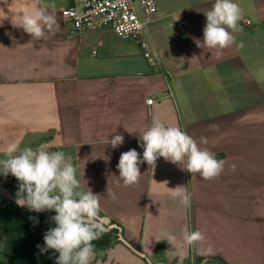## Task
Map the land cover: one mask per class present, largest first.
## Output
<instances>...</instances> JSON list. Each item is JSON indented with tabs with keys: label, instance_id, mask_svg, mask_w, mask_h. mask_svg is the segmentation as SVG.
I'll list each match as a JSON object with an SVG mask.
<instances>
[{
	"label": "crops",
	"instance_id": "obj_1",
	"mask_svg": "<svg viewBox=\"0 0 264 264\" xmlns=\"http://www.w3.org/2000/svg\"><path fill=\"white\" fill-rule=\"evenodd\" d=\"M156 2L147 60L136 40L108 28L67 35L71 0H0V158L12 142L71 158L81 188L100 196L101 219L122 229L92 264H264V0H234L252 25L241 20L235 43L222 50L195 43L215 0ZM36 7L59 23L42 40L11 23ZM154 121L220 155L223 172L204 180L161 157L155 168L140 164L138 183L125 186L120 155L135 149L142 159L140 133ZM115 135L124 143L113 149ZM177 186L190 206L171 197ZM197 230L205 239L188 244L184 233ZM165 233L175 235L172 245Z\"/></svg>",
	"mask_w": 264,
	"mask_h": 264
},
{
	"label": "clouds",
	"instance_id": "obj_2",
	"mask_svg": "<svg viewBox=\"0 0 264 264\" xmlns=\"http://www.w3.org/2000/svg\"><path fill=\"white\" fill-rule=\"evenodd\" d=\"M205 15L207 22L203 29V41H195L198 47L222 50L235 43L233 33L242 30L239 26L242 10L234 0H215ZM11 23L37 40L45 39L46 32L59 29L56 15L46 7L18 14ZM240 47H243L242 42ZM140 140L144 149L142 159L140 153L130 149L121 153L117 164L119 177L125 186L138 183L140 164L146 162L155 168L156 161L161 157L192 174H199L204 180L215 179L224 170V160L201 148L196 139L178 126L154 121L140 133ZM200 142L206 144L207 138L201 137ZM123 143L122 135H115L108 141L113 149ZM232 168L235 170V165ZM76 173L77 168L63 151L31 147L21 149L19 144L12 142L4 149V158H0V175L7 177L11 174L19 182L15 200L17 206L34 212L56 213L51 217L56 226L45 233L44 246L37 245L41 252L51 249L58 253L55 264H92L95 256L92 242L106 230L98 223L100 196L89 188L82 189ZM107 194L116 199L115 193L109 189ZM170 195L179 199L185 207L191 204V196L185 186L171 189ZM163 239L172 245L176 237L165 233ZM204 239L198 230L184 233V240L190 245Z\"/></svg>",
	"mask_w": 264,
	"mask_h": 264
},
{
	"label": "trees",
	"instance_id": "obj_3",
	"mask_svg": "<svg viewBox=\"0 0 264 264\" xmlns=\"http://www.w3.org/2000/svg\"><path fill=\"white\" fill-rule=\"evenodd\" d=\"M219 157L216 156L217 159ZM54 215V211H29L0 195V264H55L57 252L51 249L41 252L37 247L44 246L45 233L56 226L51 220ZM103 217L99 212L98 223L106 230L92 242L95 253L120 241L115 227L119 225L113 221L104 224L100 221Z\"/></svg>",
	"mask_w": 264,
	"mask_h": 264
},
{
	"label": "built area",
	"instance_id": "obj_4",
	"mask_svg": "<svg viewBox=\"0 0 264 264\" xmlns=\"http://www.w3.org/2000/svg\"><path fill=\"white\" fill-rule=\"evenodd\" d=\"M156 0H71L64 12V31L67 35L78 36L86 29H111L118 37L136 40L145 59L152 60V49L147 39L146 26L157 13ZM244 26H251L249 19H243ZM180 33H185L188 23L177 24ZM94 53H96L94 51ZM154 99L148 100L152 105ZM118 229L120 239L122 229Z\"/></svg>",
	"mask_w": 264,
	"mask_h": 264
},
{
	"label": "rangeland",
	"instance_id": "obj_5",
	"mask_svg": "<svg viewBox=\"0 0 264 264\" xmlns=\"http://www.w3.org/2000/svg\"><path fill=\"white\" fill-rule=\"evenodd\" d=\"M18 191V185H12L10 180L5 182L3 179H0V195L6 199L15 201L16 193ZM26 208V207H25ZM102 223L109 224L108 220L100 219Z\"/></svg>",
	"mask_w": 264,
	"mask_h": 264
}]
</instances>
